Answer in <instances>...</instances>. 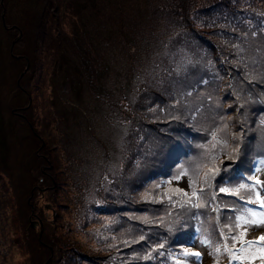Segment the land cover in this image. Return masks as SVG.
<instances>
[{
  "label": "rangeland",
  "instance_id": "obj_1",
  "mask_svg": "<svg viewBox=\"0 0 264 264\" xmlns=\"http://www.w3.org/2000/svg\"><path fill=\"white\" fill-rule=\"evenodd\" d=\"M263 42L264 0H0V264H264V191H219L264 186Z\"/></svg>",
  "mask_w": 264,
  "mask_h": 264
},
{
  "label": "snow or ice",
  "instance_id": "obj_2",
  "mask_svg": "<svg viewBox=\"0 0 264 264\" xmlns=\"http://www.w3.org/2000/svg\"><path fill=\"white\" fill-rule=\"evenodd\" d=\"M212 139L214 141H216L217 143H219L217 137L215 134H213ZM216 145L213 144V147H215ZM218 157L213 156L212 159L215 160ZM224 168H230L231 165H223ZM209 173H212V175L209 174H205L204 176V186H210L213 182L215 183V185L218 187L219 184L221 183H225V177L223 175H221V169L220 168H209ZM179 179V177H178ZM257 183H259V181H257ZM196 181L193 180L192 181V191H191V198L192 199H183V197H188L189 193L187 191H184L182 193V198L177 200V201H172V197L169 196L167 193H165V196H167L168 200L170 203H172L173 207L176 206V204H179L180 207H189V208H200L201 206H207L208 204H211V201H207L205 202L203 200V196H204V188L202 187L200 192L196 191V187H195ZM257 191V198H259V192L260 191H264V186L261 187L260 190H257L255 188L254 185H245V184H241L239 189H228V188H219L220 192H225V193H229L231 192V194L236 195L238 194L240 191ZM176 193H180L181 189L179 187H177L175 189ZM213 200L216 199L215 195H213L212 197ZM249 203H254L255 201L253 200H249ZM260 206L262 208H264V200L260 201ZM237 220V225L238 226H242L244 223H247L249 226L255 224L256 226H264V213H260L259 216L256 214L255 210L249 209L247 210V215H240L236 217ZM225 239H232V240H238V237H225ZM261 240H264V237H261ZM253 246L260 248L262 251H264V244L261 245H256L255 241L251 242V243H244L242 245V247L240 248V251H236L235 255L239 256L241 254V251H243L245 248L247 249H251ZM225 247H227V245H225ZM217 251H219V249H217ZM185 255H187V253H185Z\"/></svg>",
  "mask_w": 264,
  "mask_h": 264
},
{
  "label": "trees",
  "instance_id": "obj_3",
  "mask_svg": "<svg viewBox=\"0 0 264 264\" xmlns=\"http://www.w3.org/2000/svg\"><path fill=\"white\" fill-rule=\"evenodd\" d=\"M214 2H217V1H214ZM209 9L212 12H214V13L217 12V11H222L223 13L230 14L225 9V7L221 3H218V2L217 3H212L207 8H205V10H207V11ZM198 39H200V37H198ZM177 136H178V134L177 135H172V137L165 136V137L162 138V140H163L164 144L167 147H169V149H170V147H173L174 143L178 142ZM181 136L185 139V137H187V133H184ZM181 136H180L179 139H181ZM159 144H161V143L159 142ZM169 149H167L168 152H169ZM163 156H164V152L156 154V155H153L152 159L145 163L144 167L140 171V174L142 176L141 178H143L145 180L144 181L145 183H152V184L155 183L156 180L158 179L157 177L161 176L162 171L169 170L170 168H172V166H173V157L171 158V162L169 163L168 167H163L162 168V164L161 163H162ZM144 158L145 157L143 156L142 159H144ZM163 161H164V159H163ZM174 164H175V161H174ZM126 207L127 206H125V208ZM144 232L145 231H143L142 234H144ZM143 239L144 240L142 242H140L139 244H135L133 249L131 250V252H132L135 248H137L135 250V253H134L133 257L131 258V260H134V264L135 263H139V264H141V263H143V264H156L154 255L151 253V249L147 252V254H143V255H140V257H138V254H140L141 250L145 251L146 247L148 246L147 237L143 236ZM138 251H139V253H138ZM172 261L173 260L171 259L168 264H170ZM175 261H178V260L175 259ZM175 261H173V264H177V262H175Z\"/></svg>",
  "mask_w": 264,
  "mask_h": 264
},
{
  "label": "bare ground",
  "instance_id": "obj_4",
  "mask_svg": "<svg viewBox=\"0 0 264 264\" xmlns=\"http://www.w3.org/2000/svg\"><path fill=\"white\" fill-rule=\"evenodd\" d=\"M178 141L182 142L181 139H177ZM169 149V148H168ZM173 151V148L170 147L169 152L171 153Z\"/></svg>",
  "mask_w": 264,
  "mask_h": 264
},
{
  "label": "water",
  "instance_id": "obj_5",
  "mask_svg": "<svg viewBox=\"0 0 264 264\" xmlns=\"http://www.w3.org/2000/svg\"><path fill=\"white\" fill-rule=\"evenodd\" d=\"M1 5H2V3H1Z\"/></svg>",
  "mask_w": 264,
  "mask_h": 264
}]
</instances>
